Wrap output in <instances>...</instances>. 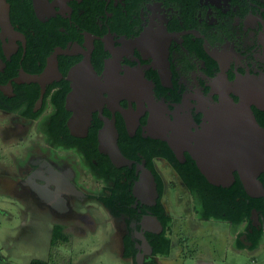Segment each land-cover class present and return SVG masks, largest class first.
Listing matches in <instances>:
<instances>
[{
    "label": "flooded vegetation",
    "instance_id": "flooded-vegetation-1",
    "mask_svg": "<svg viewBox=\"0 0 264 264\" xmlns=\"http://www.w3.org/2000/svg\"><path fill=\"white\" fill-rule=\"evenodd\" d=\"M220 74L231 83L264 79V0H0V136L20 147L1 182L40 212L100 205L132 264H161L172 242L179 251L212 218L227 224L218 231L229 234L231 251L255 248L264 239L257 197L214 188L189 151L225 86ZM90 101L86 131L70 128L74 109ZM250 108L264 127V109ZM107 124L122 164L100 142ZM144 170L155 190H138ZM172 197L184 207L179 217L168 208ZM164 238L168 250L154 252Z\"/></svg>",
    "mask_w": 264,
    "mask_h": 264
},
{
    "label": "rangeland",
    "instance_id": "rangeland-1",
    "mask_svg": "<svg viewBox=\"0 0 264 264\" xmlns=\"http://www.w3.org/2000/svg\"><path fill=\"white\" fill-rule=\"evenodd\" d=\"M13 142H16L13 137L4 140L0 136V169L5 164L14 165L15 159L10 151L20 150V147H12ZM2 179L1 177L0 264H28L34 258L46 260L48 264H132L129 259L120 255L119 239L112 234L108 215L100 205L84 201L79 207L78 203L74 209L63 212H56L51 208H43L40 212L27 208L15 196L18 188L6 187L1 182ZM170 201V212L179 217L182 208L184 209L182 202L176 197H172ZM83 205L88 213L82 215L77 210ZM81 220H84L82 225ZM52 221L59 223L62 231L68 234L65 240H58L54 244H50ZM226 228L227 224L222 220H203L193 239L183 240L179 251L175 250V243L172 242L170 255L159 257V262L195 264L199 260H212L215 264H264V239L255 248L240 250L239 253L231 251L229 234L219 233Z\"/></svg>",
    "mask_w": 264,
    "mask_h": 264
},
{
    "label": "water",
    "instance_id": "water-1",
    "mask_svg": "<svg viewBox=\"0 0 264 264\" xmlns=\"http://www.w3.org/2000/svg\"><path fill=\"white\" fill-rule=\"evenodd\" d=\"M5 16L8 22L7 13ZM85 68L89 69L88 66ZM75 70L78 68L73 69ZM48 73L49 70H46L39 77L30 75L27 78L41 80ZM215 81L230 88L224 89V93L218 92L217 102L211 105L207 114L205 112L200 128L193 134L190 154L201 173L212 184L229 185L235 178L233 171H237L246 194L262 196L264 199V188L258 179V175L264 172V127L257 123L250 108L255 105L264 109V79L238 77L231 83L220 74ZM80 92L76 83L72 96L81 95ZM230 92L238 97L236 101ZM95 103L90 101L88 108L74 109L68 123L70 128L75 129L80 125L84 133L90 120V107ZM81 121H84L83 124ZM115 137L113 125H104L100 132V142L111 160L119 165L127 160L119 151ZM136 186L142 191H146L148 187L155 190L152 175L145 170Z\"/></svg>",
    "mask_w": 264,
    "mask_h": 264
},
{
    "label": "trees",
    "instance_id": "trees-1",
    "mask_svg": "<svg viewBox=\"0 0 264 264\" xmlns=\"http://www.w3.org/2000/svg\"><path fill=\"white\" fill-rule=\"evenodd\" d=\"M262 175H264V174H262ZM214 188H217L219 190L225 191V193L227 194V196L230 195L232 197V194L233 193H237L239 195H243L244 197H247L245 191H243L244 189L242 187V184H241V182H240V180L238 179L237 176H235V179H234L233 184L232 185H229L227 188H224V186H220V185H216V186H214ZM262 199H263L262 196H258L256 198V201L259 203L261 210H263V208H264L263 207V203H262ZM244 208L246 209V212L248 213V208H247L246 205L244 206ZM51 230L52 231H51L50 244H54L58 240H61L62 241V240H65V238H67V234L61 230V227H60L59 224H54L52 226V229ZM260 236H261V234L258 233L255 237H252L251 238L253 245L257 243V241L259 240ZM162 241H163V244H160L158 246H153L154 252H159V251L160 252H165V251L168 250V247H169V239L164 238V239H162ZM131 253H132V250L127 249L124 252V255H126V256L127 255H131ZM28 264H48V262L46 260L34 258V259H31L28 262Z\"/></svg>",
    "mask_w": 264,
    "mask_h": 264
},
{
    "label": "bare ground",
    "instance_id": "bare-ground-1",
    "mask_svg": "<svg viewBox=\"0 0 264 264\" xmlns=\"http://www.w3.org/2000/svg\"><path fill=\"white\" fill-rule=\"evenodd\" d=\"M226 88H229V87H222V88L220 89V93H224V89H226Z\"/></svg>",
    "mask_w": 264,
    "mask_h": 264
},
{
    "label": "crops",
    "instance_id": "crops-1",
    "mask_svg": "<svg viewBox=\"0 0 264 264\" xmlns=\"http://www.w3.org/2000/svg\"><path fill=\"white\" fill-rule=\"evenodd\" d=\"M211 262H212V264H215L214 261L211 260ZM195 264H199V262H198V263H195ZM204 264H205V263H204Z\"/></svg>",
    "mask_w": 264,
    "mask_h": 264
}]
</instances>
